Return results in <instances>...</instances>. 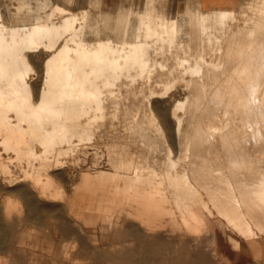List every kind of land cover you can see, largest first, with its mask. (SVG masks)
<instances>
[{
    "label": "bare ground",
    "instance_id": "1",
    "mask_svg": "<svg viewBox=\"0 0 264 264\" xmlns=\"http://www.w3.org/2000/svg\"><path fill=\"white\" fill-rule=\"evenodd\" d=\"M196 2L186 1L180 13L146 0L140 10L95 16L56 0H19L11 12L0 0V194L23 200L20 229L45 226L39 212L47 209L73 252L86 224L71 218L67 227L61 209L89 191L97 194L87 205L93 224L132 234L118 250L121 264L145 263L148 244L184 242L196 244L192 259L222 260L204 248L218 236L215 228L236 247L247 241L255 249L251 264H264V0H243L257 15L248 10L251 21L244 16L236 28V8L206 10ZM174 48V67L156 56ZM211 48L220 50L218 59L207 57ZM36 62L40 84L29 78ZM154 72L165 87H191L187 98L180 90L184 100L166 110L164 124L146 105L143 77ZM14 161L24 163L20 172ZM69 162L81 173L66 199L65 181L75 178ZM5 242L0 238V253L16 264Z\"/></svg>",
    "mask_w": 264,
    "mask_h": 264
},
{
    "label": "rangeland",
    "instance_id": "2",
    "mask_svg": "<svg viewBox=\"0 0 264 264\" xmlns=\"http://www.w3.org/2000/svg\"><path fill=\"white\" fill-rule=\"evenodd\" d=\"M1 1H2V3H4V6H5L4 8L7 11L16 12L18 10L19 0H1ZM56 1H58L61 4H66L72 10H76V11L82 9L85 6V7L89 8L91 10V13L95 16L101 14L102 12H106V11L117 13L119 11L127 12L130 9H133L134 11L140 10L144 7V3L146 2V0H72V1L71 0L70 1L69 0H56ZM186 1H187V3L189 2L192 5L197 6L196 0H155V5L158 7V9L164 10V11H169V12H171L172 10H174L176 8V6H178V10L181 13V12H183V9L186 6ZM242 1L243 0H241V3L236 8L239 11V14H238L239 17L236 20L237 22L235 21L236 23L234 22V24H233L234 28H236V26H238V25L239 26H243V24L245 25L246 23H244V22H245L246 18H249L248 15L254 14L253 15L254 17H256V15H257V14L255 15V12L253 9H252L253 11L252 10L250 11V9H248L246 6L245 7L241 6ZM244 8L247 10L246 12L249 13V11H250V13L252 12V14H250V13L244 14L242 12L240 13V11H242ZM241 15H243V16H241ZM244 16L245 17L248 16V17L245 18ZM253 16H251V17H253ZM249 19H247L246 21H248V22L251 21V19L250 20ZM16 21L21 22L23 20L17 19ZM249 24L252 25L251 23H249ZM188 27H189V25H188ZM191 27L193 28L195 26L193 25ZM195 29H194V31H196ZM218 29L214 28L215 31L217 30L216 31L217 33L219 31ZM195 36H197V33H196V35H194V37ZM188 41H191V43H192L193 40L192 39L191 40L186 39L185 43ZM193 42L196 45V47H198V46L200 47V45H199L200 41L197 40V38ZM205 43H207V42H205ZM194 44H193V46H194ZM207 44H206V47L208 46ZM194 48H195V46H194ZM215 49L217 51H220L217 48H211L212 51L210 49H205V52H206V50H208L209 52L211 51L213 53ZM216 50H215V52H217ZM183 51H182V49H180L179 52L182 55H186V54L189 55V53L185 54V52H183ZM193 51L194 50H190L189 52L191 53ZM208 51L206 53H209ZM173 52H176V48H174L173 50L166 49L165 54H163L164 52L163 53L160 52V53H156V56L159 59L164 58L163 60H165V61L169 60L168 64L170 66L174 67L177 65V63H175V61H174L175 57H174ZM215 52H214V54L216 56L213 55L212 53H211V55H212L211 56L209 53V55H207V57H209V58L215 57L214 59H218L220 53L217 52V54H218V57H217V54ZM170 53H172L174 59L172 58V55H170ZM36 63H34L35 67L30 72L29 78L32 81H35V82L40 84L41 83V80H40V78H41L40 64L38 65V63L37 64ZM180 68L181 67H176V70H178V72L175 71L176 72L175 74H179V72H181V70H179ZM158 69H157V71H158ZM203 73H204V76H208V75H206L208 73H206V72H203ZM186 74L185 75H186L187 79L193 75L191 73H186ZM188 75H190V76H188ZM198 75H193V76H198ZM164 76L165 77L163 79L169 78L166 75H164ZM199 76H201V74ZM263 76H264V73H262V78H263ZM153 77L155 78V72L153 73L152 77H149V78H148V76L143 77L145 86L148 90V94L150 92V95H151L152 91L156 90V88H157V90L152 93L153 96H151L154 99L153 98L151 99V97L149 95L147 98L148 99L150 98L149 100H151V101H149L147 98H146L147 101L146 100L145 101L147 102L146 103L147 107L151 108V106H152L153 112L157 116L159 114V118H157V120L159 119L161 121V119L163 118V115L165 113H167L166 110L168 111V113H171L176 108L177 101L179 99L184 100V96L186 97L185 94L189 95L188 90H190L191 87H190V85L188 86L187 81H181V82H178L177 84H171V85L169 84L168 86L166 85L167 87H165L164 84L167 83L166 81L165 82L161 81V82H164V83H161V82H158V80L154 79ZM158 77H160V76H158ZM148 79L149 80L153 79V80H152V82H150ZM156 80H157V83H154ZM262 82L264 84V81H262ZM148 83L151 85L153 84L152 85L153 87L151 85L148 86ZM119 84H121V82ZM154 84L156 86H158V84H159L158 87L161 86V87H164V89L168 88L166 93H164V91L166 89L164 90L160 87V89L162 91L161 90L158 91L159 88L156 87ZM180 84H182V85H180ZM185 84H187V87L185 89L179 88L180 86L185 87L186 86ZM263 84H261V85H263ZM189 87H190V89H189ZM178 88H179V90H178ZM177 90L181 94H179L177 92ZM180 90L181 91L185 90V91H183L184 96ZM263 90H264V87H263ZM177 94L179 95V97L177 96ZM180 95H181V98H180ZM153 100H155V101L157 100L156 102H158V103L155 102L156 104H154ZM148 102H150V103H148ZM179 110H180L179 112L181 114H185V115L189 114V111L187 109L185 110V109L180 108ZM136 111H137V109L134 111L135 114H133L135 116V118H133L134 121H136L140 117H141L140 119L143 118L142 117L143 109L139 108V110L137 111V115H136ZM159 111H162V113H159ZM186 111H188V112H186ZM186 113H188V114H186ZM140 119L136 122L137 123L141 122ZM161 122H162L161 124H164L163 121H161ZM5 155L8 156V154H5ZM23 164L24 163H20L18 161H14L12 163V165L19 172L21 171V169H22L21 167ZM68 168L70 169V171L75 172V178L73 180L68 179L65 181V187L67 189V193L65 194L66 199L71 198L70 192L72 190V187L75 184L79 183L80 173H81L80 169L78 167L76 168V165H74V163L69 162ZM84 195L85 196H82L80 193L79 195L75 196V203L73 204L72 209H69L67 206H65L61 209L62 214H63L64 218L66 219L67 227H71V228L73 227L72 222L74 221V218L80 219L81 222H84L86 224V232H87L86 236L84 235L85 237L82 236L79 238L78 243H77V249L75 248L76 250H74L72 252V250H71L72 248L67 247V245L65 244L66 242L62 241L61 232L58 231L59 227L55 223V219L49 215L47 209H42L39 212L40 215L43 216L48 221V222H46L47 224L45 226L35 227V226H32L31 224L27 223V224H25V226L21 227V229H20L21 224H20L19 220L21 218V215H23V213L24 214L26 213L23 200L19 196H16V195L0 194L1 223H2V225H4V229H5V230L0 232V238L5 239L6 240L5 244L8 245V247H10L9 252L11 253V255H9V254L6 255L7 258L9 260L14 259L16 261V264H121V258L119 259V255H118L119 251L118 250H120L122 247H128V245L130 243H132L131 242L132 234L127 233V231L124 229H119L117 231H113V230L108 229L107 227L95 226L91 220L92 216H90V215H93L95 213L94 212L95 210H91V211L88 210L87 205L90 203L91 200H92L93 204H95V197L97 196V194L96 195L93 193L90 194L89 191H87V195L86 194H84ZM65 197H64V199H65ZM9 210L11 212V215L6 217L7 211H9ZM75 215H78V216L76 217ZM85 216H87V217L85 218ZM71 218L73 221H71ZM6 226H7V230L5 228ZM214 230L218 233V236L216 238L208 241L207 245H205L204 248H207L206 250H209V251L211 250V252L215 251V252L220 253L223 256L222 260L213 261L214 259H212V258L200 259L198 257L197 258L195 257L192 259L191 256L197 255L196 244L191 245L187 242H184V243H182L183 245H180V244L178 245L175 243H165V244H162L160 246L159 245L154 246L152 244H148L146 246H143L144 249H142V250L148 255V260H146V262L142 263V264H251L253 262L255 249L247 241H242V245L240 247H236L234 245L233 241H231L224 234L222 229L215 228ZM40 231L43 233L40 234L41 233ZM20 233L23 235H21ZM31 233L33 235H35V236L37 235V236L35 237ZM24 234L25 235L28 234V237L25 236ZM30 234H31V237H29ZM18 236H19V241L17 240ZM22 236H23V238H21ZM20 238H21V240H20ZM23 239H25V240H23ZM21 241H22V243H21ZM66 241H69V240L66 239ZM54 243H55V245H59L60 250H61L60 251L61 253L57 254V256H55V254H56V252L58 253L59 250L57 251V248L59 249V247L58 246L54 247V245H53ZM18 245H20V246H18ZM31 245H32V247H31ZM50 246H52V247H50ZM200 246H203V244H200ZM200 246H198V247H200ZM83 247H84V249H83ZM140 249L141 248L138 247L137 251ZM49 250H51V252H49ZM52 253L54 254V256L52 255ZM4 255L5 254L0 253V264H7L6 263L7 259H4V257H3ZM117 255H118V257H117ZM209 255H211V254L209 253ZM101 256H103V258ZM52 257H54L55 259ZM58 261H59V263H58Z\"/></svg>",
    "mask_w": 264,
    "mask_h": 264
},
{
    "label": "crops",
    "instance_id": "3",
    "mask_svg": "<svg viewBox=\"0 0 264 264\" xmlns=\"http://www.w3.org/2000/svg\"><path fill=\"white\" fill-rule=\"evenodd\" d=\"M240 2L241 0H199L200 7L206 10H213L217 8H237Z\"/></svg>",
    "mask_w": 264,
    "mask_h": 264
}]
</instances>
